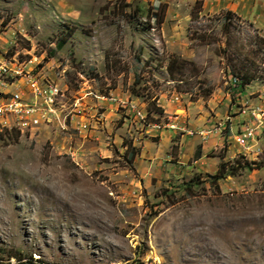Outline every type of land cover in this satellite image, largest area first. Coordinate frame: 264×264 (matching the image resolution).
Wrapping results in <instances>:
<instances>
[{
	"label": "rangeland",
	"instance_id": "1",
	"mask_svg": "<svg viewBox=\"0 0 264 264\" xmlns=\"http://www.w3.org/2000/svg\"><path fill=\"white\" fill-rule=\"evenodd\" d=\"M194 3L0 0V63L53 78L69 114L0 116V264H264V151L233 139L264 103V35ZM171 55L195 67L169 77Z\"/></svg>",
	"mask_w": 264,
	"mask_h": 264
},
{
	"label": "built area",
	"instance_id": "2",
	"mask_svg": "<svg viewBox=\"0 0 264 264\" xmlns=\"http://www.w3.org/2000/svg\"><path fill=\"white\" fill-rule=\"evenodd\" d=\"M34 74L41 73L34 67L25 66L24 62L7 61L0 63V116L4 114V109H15V112H26V117L33 114L42 115L40 124L49 123V118H56L59 123L64 124L69 114H62L61 104H59L63 96V90L51 77L50 79L42 75V82H34ZM31 88H41V95L32 97ZM100 99L110 101V96H101ZM174 99L177 100V97ZM120 105L131 111L141 121L146 120L145 109L139 107L136 103L122 101ZM249 113L254 126L252 124L242 125L233 136L236 145L241 148L240 153L245 155L254 154L256 151H264L262 146L255 143L260 138L257 133L260 136L263 134L262 136L264 137V133L257 132L259 128L264 129V103L250 108ZM39 125L31 126L32 130L38 128ZM148 125L157 131L165 128H178L170 119L163 124L153 123ZM212 131L213 129H206L199 133L206 136ZM187 133L193 134L191 131H187Z\"/></svg>",
	"mask_w": 264,
	"mask_h": 264
},
{
	"label": "crops",
	"instance_id": "3",
	"mask_svg": "<svg viewBox=\"0 0 264 264\" xmlns=\"http://www.w3.org/2000/svg\"><path fill=\"white\" fill-rule=\"evenodd\" d=\"M204 7L209 12H213L220 9L229 10L234 14H236V16L240 17L241 19H244L249 23H251L255 28H257L260 31L262 35H264V0H204ZM176 111H182V113L175 114L177 115L176 117H171V115H173ZM165 112L167 113L166 116L168 115L167 117L170 120H172V118H174V120L175 119L183 120V116L188 117L190 115L191 109L178 104L176 106L174 105L170 112H168V110L166 109ZM201 117H203V114L201 115ZM212 126L213 125H203V127L206 128ZM213 130L215 131V129ZM218 130L219 129L217 128L216 129L217 133ZM153 131H157V130L153 129ZM162 133L163 131H161L160 135H162ZM184 135L185 134H183L182 136ZM218 141H220V138H218ZM260 141L261 139L259 138V142Z\"/></svg>",
	"mask_w": 264,
	"mask_h": 264
},
{
	"label": "trees",
	"instance_id": "4",
	"mask_svg": "<svg viewBox=\"0 0 264 264\" xmlns=\"http://www.w3.org/2000/svg\"><path fill=\"white\" fill-rule=\"evenodd\" d=\"M201 9H202V0H195L194 7L192 8L191 14H193L195 16L197 13L201 12ZM222 11H223L222 17H223V19L226 20V22L230 17H237L238 18V16H236V14H234L233 12H231L229 10H222ZM193 15H192V17H193ZM162 19L163 18H161V16H160V21H162ZM186 64H189L191 67H195L194 66L195 64L193 62H190V61L183 59L181 57H177L176 55H171L169 57L167 65H166V71H167L169 77L173 78L175 71L184 69ZM135 80H136V82L139 83V81H137V78ZM238 81H239L238 86L241 87V89H242V87L248 85L251 80H249V79L244 80L242 78L241 79L239 78ZM131 92L137 96L139 95V94H137V92H134V91H131ZM159 111L161 112L162 110L159 109ZM261 155H263V154H261ZM194 156H195V159H198L200 157V153L198 150L195 151ZM255 165H257L258 168H260L264 165V162H259L258 164H255ZM221 167H222V163H220V167L217 170V173L211 176V179H213L214 181H216L217 179H219L221 177L219 175ZM24 264H35V263L28 261L27 263L25 262Z\"/></svg>",
	"mask_w": 264,
	"mask_h": 264
},
{
	"label": "bare ground",
	"instance_id": "5",
	"mask_svg": "<svg viewBox=\"0 0 264 264\" xmlns=\"http://www.w3.org/2000/svg\"><path fill=\"white\" fill-rule=\"evenodd\" d=\"M34 82H38V80L34 77ZM32 92L37 95H41V90L40 88H31ZM11 111H15V109H4V114H7ZM26 113V112H25ZM24 113V114H25ZM19 114V113H18ZM256 153H260L259 151H256Z\"/></svg>",
	"mask_w": 264,
	"mask_h": 264
}]
</instances>
